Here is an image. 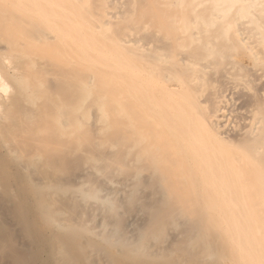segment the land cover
Here are the masks:
<instances>
[{
  "label": "bare ground",
  "instance_id": "6f19581e",
  "mask_svg": "<svg viewBox=\"0 0 264 264\" xmlns=\"http://www.w3.org/2000/svg\"><path fill=\"white\" fill-rule=\"evenodd\" d=\"M37 1L15 0L12 6L8 0H0V264H76L86 257L88 247L106 249L114 264H261L246 243L245 227L258 224L259 239L264 241V189L260 192L249 186L239 190L232 188L231 183L245 176L250 170L248 164H258L264 180V100L247 101L246 105L256 104L260 108V116L251 110L240 126L233 124L228 112L227 133L223 130L227 116L220 107L222 98L215 99L212 108L207 109L197 100L185 75L188 62L172 58L170 68L174 70L169 73L174 74V84L160 80L162 87L153 92L149 84L146 90L144 81L148 80L154 59L144 58L142 52L145 44L156 41L155 38L136 36L142 44L133 45L123 37L117 44L118 50L123 48V54L107 59L102 56L106 47L103 38L99 43V36L105 31L103 24L99 31L91 29L86 25L84 11L73 5V15L68 16L69 0H52L58 7L53 12L55 24L50 39L63 43L65 58L51 64L50 77L46 78L43 71L47 66L30 68L23 58L26 53L21 43L24 31L36 34L42 29L39 19L47 10L48 0ZM200 2L205 7L196 13L198 23L212 27V36L220 38L218 42L207 45L197 41L200 36L187 31L189 25L197 22L182 20L179 29L168 14L160 16L157 12L161 19L154 24L167 31L161 39L164 47L159 49L171 52L185 45L191 58L197 60L206 50L225 55L223 46L228 43L230 49L256 60L250 39H264V0ZM148 11L141 13V19L155 16ZM105 15L104 20L110 23L113 12L108 10ZM125 47H131L128 54L124 53ZM126 66V73L111 76L112 70H125ZM128 81L132 91L126 95L118 88ZM106 84L117 86L118 91L111 88L105 94L111 104L117 101L129 106L132 134L126 136L127 125L119 119L115 131L101 133V144H111L112 149L108 154L95 156L88 154L94 145L89 142L86 124L77 116L75 107L86 98L100 105L98 97L104 99L100 87ZM19 87L28 90L30 98L18 99L15 94ZM242 115L245 120L246 114ZM72 133L76 136L70 141L66 136ZM83 146L91 163L105 175L124 164H134V171L154 164L152 179L163 185L168 200L145 207L148 223L135 236H127L121 223L113 222L112 230L99 231L97 238L82 241V234L91 233L93 228L84 218L87 210L78 207L75 200L87 202L98 196L92 181L86 180L87 186H63L49 179L39 183L25 169L27 158L35 164H55V159L66 160L62 155L65 150H82ZM127 153L132 154V162H125ZM169 164H179L190 197L189 207H185L186 192L179 193L168 181L173 170ZM188 182L196 187L191 189ZM228 191L237 206L233 215L228 214L224 200ZM221 192L226 194L221 197ZM55 193H59L60 199L55 198ZM77 207L76 218L61 216V209L67 212ZM251 208L257 212L248 218ZM167 209L170 213L165 215ZM180 210L188 218L183 240L163 252L146 251L147 238H158L164 227L173 223V212ZM24 235L28 237L26 243Z\"/></svg>",
  "mask_w": 264,
  "mask_h": 264
},
{
  "label": "rangeland",
  "instance_id": "374dc122",
  "mask_svg": "<svg viewBox=\"0 0 264 264\" xmlns=\"http://www.w3.org/2000/svg\"><path fill=\"white\" fill-rule=\"evenodd\" d=\"M35 1L38 2L37 0ZM14 2L15 0H8V3L12 4V6H14ZM72 5L84 11L85 22L89 23L86 22V25L91 29L99 31L100 26L103 24L102 27H104L105 31L102 37L99 36V43L102 42L101 38H103V44L106 47L103 50L102 56L107 59H110L112 55L115 56V54H123L121 53L123 48L118 50L117 47L119 40L123 37H125V41L133 45L142 44V41L137 40L136 36L155 38L154 40L156 41H150L145 44V49L142 52L144 58L154 59L151 63L149 77L147 76L148 80L145 78L144 81L145 85L143 86L145 89L150 84L153 88L151 90L155 92L157 87H162L161 85H163V83L159 84L160 80H164V83L170 82L174 84V74L169 73L172 69L174 70V68H170V61L173 58L179 62H188L184 67L185 75L192 85L197 100L202 101L206 109L212 108L215 99L222 98L223 101H220V107L225 111L227 116L225 122L226 128L223 130H226L227 133L228 112L231 114L229 117L230 120L231 118L233 119V124H239V126L241 123L247 121V116L251 114V110H254L256 116H260V108L256 104L246 105V103L247 101L249 103L251 101L254 102L257 99L264 100V39L259 37L250 39L252 50L257 55L256 60L242 56L236 50L230 49L228 43L223 46V53L226 52L225 55H220L215 50H206L204 55L201 58H197V60L191 58L189 54L190 50L185 45H180L171 52H164L167 50L166 48L164 51H161L162 48L159 49L160 46H163L161 45V39H164L167 31L165 28H159L154 23L158 22V19H161L159 17L163 14H168L167 16L170 17V20L176 21L179 29L182 20L188 23L197 22L192 26L189 25L187 28V31L194 32L200 36L197 41L206 43L207 45L218 42L220 38L212 36V33H214L212 27L206 23H198L196 13L205 7L204 3H201L200 0H69L66 6L68 7V16L73 15L71 10ZM193 5L194 8L192 10ZM56 7L58 5L55 2L48 0L46 3L47 10L39 19V25L42 29L36 34L28 30L24 31L21 40L22 47L26 53L23 58L30 68L34 66L36 68H44L47 66V69L43 71L46 78L50 77L51 64L65 58L63 43L54 42L50 39L51 30L55 24L53 12ZM13 9L16 11L15 7H12ZM108 10L113 12V18L110 23H106L104 20ZM143 11H148L150 14L153 13L155 16L153 18L141 19L140 16ZM1 45L2 43H0ZM129 48H124L125 54H128L127 50ZM153 56H156V58H153ZM127 68L128 66L125 67V70L119 68L121 71L114 69L111 71V76L115 78L120 74H124L128 71ZM167 73L171 75V79L169 80L166 79ZM146 80L148 84H146ZM111 88L113 87H108L107 84L100 87L101 95L103 94L104 96V99H101V96L98 97L102 101L100 105L92 104L90 103L92 99L86 98L75 107L77 116L83 118L86 124V133L89 134L88 140L94 145L91 148V153H88L90 155L97 156L110 152L112 145L101 144V133L105 130L110 133L115 131L119 119H124L127 125L125 127L126 136L128 135L129 138L132 134L128 112L129 106L121 105L117 101L111 104L110 100L105 97V94ZM115 88L117 90V86L113 89ZM120 89L126 95H129L132 91L129 81L124 86H121V88H118L119 91ZM147 89H149V86ZM15 95L20 100L30 98L28 90L21 87H19ZM82 110L83 112H81ZM242 112L246 114L245 120L243 119ZM75 136L76 133H72L66 137L70 140L74 139ZM55 137L57 140L60 139L58 133H55ZM85 146H83L82 150L78 147V149L75 147L65 150V153L62 155L65 156L66 160L55 159V164H35L31 158H27L25 159V169L30 178L39 183L49 179L51 183H61L60 185L63 186H87L86 180L92 181L91 186L96 189L98 196L90 197L87 202L75 200L78 207L84 206L87 210L84 218L87 220V225L93 228L91 233L84 232L82 234V241L87 240L88 237L97 238L96 234L99 231L112 230L113 222H120L127 236H135L148 223L149 213L145 207L155 201L164 203L168 200V195L164 192L163 185L154 182L152 179L155 172L152 168L154 164H146V167L143 166L138 171L131 169L134 164H124L123 168H117L115 172L105 175L88 159ZM124 160L126 163L132 162V154H125ZM232 165L236 166L240 164H226V166L230 167ZM248 165L250 170L243 178L231 183V186L234 189L239 188V190L255 186L261 192L264 189V180L261 176L262 168L258 164ZM171 168L173 170L169 173L168 181L176 186L179 193L183 190L186 192L188 189L183 182L185 180L181 174L179 164H169V169ZM188 183L191 189H193L195 184ZM59 193H55L57 200L61 197ZM198 194L199 191L194 196ZM225 194L226 192H221L218 195L222 197ZM226 195H228V198L224 199L226 209L229 215H233L235 208H237L235 200L231 197L229 191ZM186 197L185 207H189L187 203L190 197L187 192ZM100 201L106 205L108 204L109 208L101 204ZM66 202L71 203V201ZM113 203L116 205V208L111 207ZM78 207L67 212L61 209V216L71 219L76 218L79 210ZM256 212V209L251 208L247 217L250 218ZM169 213V209L164 212L165 215ZM173 214H175L174 218H172L173 223L166 225L158 238H147L145 244L146 251L154 254L163 252L166 249L175 247L183 240V229L186 222H188L187 214L183 210L174 211ZM102 223H106V225ZM245 228L247 229L245 233L248 239L246 243L250 247V250L257 254L256 258L259 259L260 263L264 264V241L259 239V225H246ZM23 241L24 243L28 242L27 235L23 236ZM86 252V257L77 261L76 264H114L112 256L109 255L106 249L88 247ZM58 264L63 263L59 262Z\"/></svg>",
  "mask_w": 264,
  "mask_h": 264
}]
</instances>
